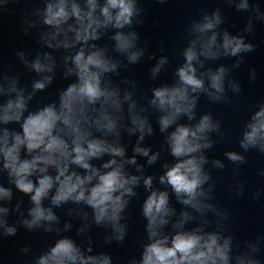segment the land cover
Segmentation results:
<instances>
[{"label":"clouds","instance_id":"obj_1","mask_svg":"<svg viewBox=\"0 0 264 264\" xmlns=\"http://www.w3.org/2000/svg\"><path fill=\"white\" fill-rule=\"evenodd\" d=\"M18 2L0 0V16ZM226 2L249 14L242 31L233 34L221 28L225 17L220 7L201 10L186 27V43L179 50L183 63L175 69V79L152 87L144 103L137 99L136 80L116 78L147 54L155 61L149 68V78L155 81L170 60L168 55L148 54L147 43L141 46L136 27L144 23L145 9L140 0H40L42 7L24 15L23 34L37 30L39 48L34 55L15 51L26 72L35 75L30 88L19 75H9L11 66H0V175L6 174L9 184H0V239L15 237L21 228L55 237L30 264H113L110 254L94 251L88 233L95 225L106 230L105 244L123 243L127 209L142 186L147 193L141 205L146 242L139 258L127 264H262L258 257L264 234L241 244L228 230L230 213L214 202L217 185L212 173L226 164L210 159L208 152L217 142L213 137L223 139L227 130L211 112L197 114L201 96L230 105L228 93H241L240 81L229 77L244 63L243 54L255 50L245 35L254 33V21L264 22L258 4ZM105 38L110 43H101ZM54 53L61 54L59 60ZM223 58L236 59L231 65L208 63ZM57 72L71 82L57 92L55 101L30 110ZM256 75L255 68L250 69L249 79ZM150 114H155L164 138L157 151L144 143L155 131ZM12 124L22 131L9 128ZM125 134L136 137L130 156ZM238 144L243 151L223 153L236 166L230 185L235 197L244 195L245 184L235 179V171L247 163L245 153L264 155V102L244 122ZM162 152L172 158L161 163L162 174H145L146 167L161 161ZM258 174L264 177V168ZM13 188L29 198L26 210L22 199L12 206ZM170 195L181 205L179 211ZM251 197L260 201L264 188L252 191ZM58 210L81 221L76 228V235L84 237L80 243L61 235L73 224L65 220L61 227ZM10 215L17 217L14 223ZM20 254L30 257L31 249L23 247Z\"/></svg>","mask_w":264,"mask_h":264}]
</instances>
